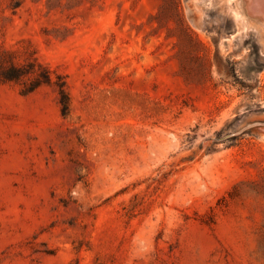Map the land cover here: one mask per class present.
<instances>
[{
  "label": "rangeland",
  "instance_id": "obj_1",
  "mask_svg": "<svg viewBox=\"0 0 264 264\" xmlns=\"http://www.w3.org/2000/svg\"><path fill=\"white\" fill-rule=\"evenodd\" d=\"M256 1L0 0V264H264Z\"/></svg>",
  "mask_w": 264,
  "mask_h": 264
},
{
  "label": "bare ground",
  "instance_id": "obj_2",
  "mask_svg": "<svg viewBox=\"0 0 264 264\" xmlns=\"http://www.w3.org/2000/svg\"><path fill=\"white\" fill-rule=\"evenodd\" d=\"M231 2V1H230ZM243 2V1H242ZM246 3V2H245ZM246 5V4H245ZM234 6V5H233ZM251 9L254 11V12H264V0H257L256 3L253 2V4L251 5ZM236 13V20H238V18H241V15L239 14V12H235ZM255 14V13H253ZM243 19V18H242ZM244 20V19H243ZM263 21V20H262Z\"/></svg>",
  "mask_w": 264,
  "mask_h": 264
}]
</instances>
